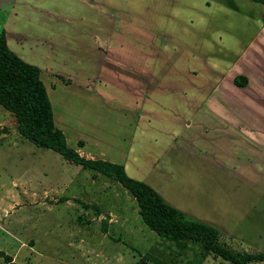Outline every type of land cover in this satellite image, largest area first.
Instances as JSON below:
<instances>
[{
  "label": "rangeland",
  "instance_id": "374dc122",
  "mask_svg": "<svg viewBox=\"0 0 264 264\" xmlns=\"http://www.w3.org/2000/svg\"><path fill=\"white\" fill-rule=\"evenodd\" d=\"M263 26L251 0H0V32L40 69L67 145L122 164L239 253L264 252V136L209 93ZM8 112L0 249L16 264H233L158 235L118 181L18 136Z\"/></svg>",
  "mask_w": 264,
  "mask_h": 264
},
{
  "label": "trees",
  "instance_id": "16d2710c",
  "mask_svg": "<svg viewBox=\"0 0 264 264\" xmlns=\"http://www.w3.org/2000/svg\"><path fill=\"white\" fill-rule=\"evenodd\" d=\"M262 3L264 0H253ZM243 86L246 78L235 76ZM0 105L16 120L20 135L41 148L59 153L69 162L113 177L135 198L143 223L158 235L174 239L200 241L204 249L233 264L264 261V252H235L218 242V231L199 221L185 220L182 213L168 204L147 183L129 176L122 164L101 158H87L67 145L64 133L54 123L52 105L40 78V69L25 62L9 49L4 31L0 32ZM6 264H16L11 255L0 249Z\"/></svg>",
  "mask_w": 264,
  "mask_h": 264
},
{
  "label": "crops",
  "instance_id": "0c3cea01",
  "mask_svg": "<svg viewBox=\"0 0 264 264\" xmlns=\"http://www.w3.org/2000/svg\"><path fill=\"white\" fill-rule=\"evenodd\" d=\"M255 3L260 4L264 9L262 3ZM107 40L105 39L106 42ZM232 69H235V72L228 79L224 80L223 77L217 86L211 89L208 106L212 111L226 114L232 124L242 128L257 129L260 138L262 132L264 136V26L242 49L227 73ZM235 76L245 77L247 80L245 85H236L233 81ZM240 116H243V120L239 118ZM95 156L94 153H89L87 157Z\"/></svg>",
  "mask_w": 264,
  "mask_h": 264
}]
</instances>
